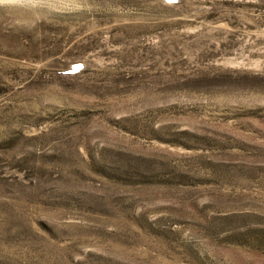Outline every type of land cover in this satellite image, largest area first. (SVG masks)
Returning a JSON list of instances; mask_svg holds the SVG:
<instances>
[{"label": "rangeland", "instance_id": "obj_1", "mask_svg": "<svg viewBox=\"0 0 264 264\" xmlns=\"http://www.w3.org/2000/svg\"><path fill=\"white\" fill-rule=\"evenodd\" d=\"M0 264H264V0H0Z\"/></svg>", "mask_w": 264, "mask_h": 264}, {"label": "water", "instance_id": "obj_2", "mask_svg": "<svg viewBox=\"0 0 264 264\" xmlns=\"http://www.w3.org/2000/svg\"><path fill=\"white\" fill-rule=\"evenodd\" d=\"M78 66H76V68H77Z\"/></svg>", "mask_w": 264, "mask_h": 264}]
</instances>
